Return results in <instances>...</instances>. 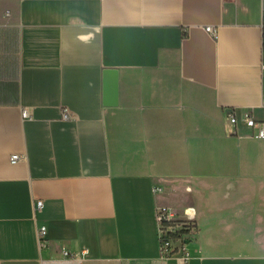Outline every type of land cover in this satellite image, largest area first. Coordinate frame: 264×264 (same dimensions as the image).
Returning <instances> with one entry per match:
<instances>
[{
	"label": "crops",
	"instance_id": "1",
	"mask_svg": "<svg viewBox=\"0 0 264 264\" xmlns=\"http://www.w3.org/2000/svg\"><path fill=\"white\" fill-rule=\"evenodd\" d=\"M262 24L263 0H0V264H264ZM164 206L194 209L186 262Z\"/></svg>",
	"mask_w": 264,
	"mask_h": 264
},
{
	"label": "built area",
	"instance_id": "2",
	"mask_svg": "<svg viewBox=\"0 0 264 264\" xmlns=\"http://www.w3.org/2000/svg\"><path fill=\"white\" fill-rule=\"evenodd\" d=\"M263 28H264V0H263ZM206 30L213 34H217V29L212 26H206ZM24 117L31 116L29 108H24L22 112ZM73 116L72 111L68 107L63 108L62 117L63 119H71ZM228 118L232 123H237L238 116L234 108H230L228 112ZM245 121L248 126L253 129L252 136L256 138L264 139V120H259L254 117V115L247 112L245 114ZM23 158L21 154H13L11 156V162L16 163ZM43 202L38 201L37 207L40 208ZM177 212L172 209L171 207H158L157 208V221L159 225V234L161 238V249L164 252L165 256H175L181 262H186L190 258V252L188 251L187 244L188 240L186 237H179V238H172L170 236L171 232L175 230L178 224L176 222H182L184 224L191 225L193 234L196 231V225L193 220L194 216V209L188 208L186 210V219H178ZM176 223V224H174ZM46 233L47 229L45 226L39 227L37 229V236L39 239L40 246L46 245Z\"/></svg>",
	"mask_w": 264,
	"mask_h": 264
},
{
	"label": "water",
	"instance_id": "3",
	"mask_svg": "<svg viewBox=\"0 0 264 264\" xmlns=\"http://www.w3.org/2000/svg\"><path fill=\"white\" fill-rule=\"evenodd\" d=\"M106 92L108 95V101L115 103L116 92H117V70L108 69L106 70Z\"/></svg>",
	"mask_w": 264,
	"mask_h": 264
},
{
	"label": "trees",
	"instance_id": "4",
	"mask_svg": "<svg viewBox=\"0 0 264 264\" xmlns=\"http://www.w3.org/2000/svg\"><path fill=\"white\" fill-rule=\"evenodd\" d=\"M176 223H181L182 224V228L179 230H173L170 234V236L172 238H179V237H187L186 235H190L192 232V228L191 225L188 224H184L182 222H176ZM174 223V224H176ZM188 239V238H186Z\"/></svg>",
	"mask_w": 264,
	"mask_h": 264
}]
</instances>
